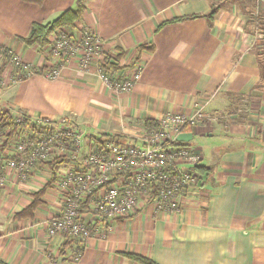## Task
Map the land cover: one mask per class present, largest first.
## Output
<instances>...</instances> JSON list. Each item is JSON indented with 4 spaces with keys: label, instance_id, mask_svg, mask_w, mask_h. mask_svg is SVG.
I'll return each mask as SVG.
<instances>
[{
    "label": "crops",
    "instance_id": "1",
    "mask_svg": "<svg viewBox=\"0 0 264 264\" xmlns=\"http://www.w3.org/2000/svg\"><path fill=\"white\" fill-rule=\"evenodd\" d=\"M77 1L0 0V46L27 66L50 67L54 60L46 49L28 48L18 39L33 23H50ZM82 1L78 25L96 34L108 55L125 53L118 62L124 74L144 61L140 81L128 93L114 94L93 67L82 71L72 62L61 80L34 77L9 86L0 94L9 101L0 105L32 119L85 113L94 130L110 134L206 104L204 112L216 119L182 132L191 134L184 143L196 135L216 141L207 149L192 146L208 171L205 192L185 198L177 214L146 211L111 224L107 238L90 241L75 261L68 241L48 242L42 224L61 211L60 202L42 199L32 218L13 219L33 204L45 174L20 187L8 176L12 187L0 196V264H138L123 254L156 264H264V89H254L262 82L256 45L261 34L248 22L252 9L264 15V7L255 0ZM213 6L217 11L208 21L202 16ZM194 15L200 17L166 24Z\"/></svg>",
    "mask_w": 264,
    "mask_h": 264
},
{
    "label": "built area",
    "instance_id": "2",
    "mask_svg": "<svg viewBox=\"0 0 264 264\" xmlns=\"http://www.w3.org/2000/svg\"><path fill=\"white\" fill-rule=\"evenodd\" d=\"M49 42L46 52L54 62L47 63L48 68H52L45 77L48 80L63 79L66 66L75 62L82 71L93 67L114 94L128 93L140 81L144 61L125 73L122 84L110 83L100 66L106 57L112 56L105 51V44L96 34L78 24L71 32L61 29L50 35ZM14 59L21 63L18 58ZM7 68L5 83L12 70L10 65ZM205 105L195 104L188 113L165 114L157 119L159 130L148 136L140 129L132 134L122 129L118 134L130 138L132 143L103 141L92 144L85 129L72 128L73 123L64 118L56 120L59 128L53 127V133L46 139L35 141L31 147L27 143H10L2 150L0 196L12 187L8 176L20 187L36 174L44 173L45 185L49 183L51 174L46 170L34 172L32 166L37 160L47 161L54 156L65 159V163L56 168L54 181L43 196L45 203L54 199L61 204L59 213L42 221L50 243L58 238H78L85 247L92 240L107 238L115 222L146 211L177 214L185 198L205 192L204 180L193 171L202 161L201 154L195 147L177 146V137L187 128L216 119L204 112ZM6 139L7 133L0 137V142ZM83 147L85 152L81 154ZM67 152L71 154L68 159Z\"/></svg>",
    "mask_w": 264,
    "mask_h": 264
},
{
    "label": "trees",
    "instance_id": "3",
    "mask_svg": "<svg viewBox=\"0 0 264 264\" xmlns=\"http://www.w3.org/2000/svg\"><path fill=\"white\" fill-rule=\"evenodd\" d=\"M26 3H31L35 5H41L44 0H22ZM85 10V3L82 0H78L75 3V7L73 9H68L61 13L54 21L47 23L45 25L33 23L30 27V31L28 35L24 38H19L18 40L23 43L28 48H38L41 51L47 48L49 45V36L56 33L61 29H65L68 32L74 30L75 26L79 24L82 20V16ZM217 11V7H212L210 13L207 15H203L208 21H212L215 13ZM255 9H252V12L249 14L248 22L254 23L256 30L259 31L261 37L256 40V45H258V57L260 58L264 56V15H254ZM200 17L198 15L176 18L166 24H173L181 21H185L187 19H196ZM163 24L162 26L166 25ZM144 48V45H140L137 48V53L139 54L141 50ZM152 49L150 48V51ZM124 52L122 50H118L117 55L112 57H106L104 60V64L100 66L103 74L108 78V81L112 84L119 83L122 84L124 82L125 74L123 73L126 67H122L119 65V61L124 57ZM15 56L11 54L9 50L5 47L0 46V90H4L9 86L25 82L34 77H46L48 74L52 72V68L42 67L37 69L32 66H27L23 63H19L15 61ZM137 61V59L135 60ZM264 62V61H263ZM261 63L260 58V65ZM12 67L10 72V79L8 80L7 87H4V75L7 67ZM129 68V67H127ZM261 85L254 86V89H264V68H261ZM116 76H118L117 79ZM126 79V78H125ZM19 119V122H18ZM62 118H58L59 120ZM72 124V123H71ZM70 124V125H71ZM141 133L145 135H151L152 133H156L159 130V122L156 119L143 120L138 122ZM57 126L56 121L50 122L49 119H41L38 121V118L34 120L30 118L25 112L21 110H17L15 113H11L10 111L4 110V105H0V137L7 133V139L3 143L0 142V155L3 149L8 147V144H19V143H27L28 146L31 147L35 141H40L42 139H46L49 137L53 131L52 128ZM58 127V126H57ZM59 128V127H58ZM57 128V129H58ZM72 128L77 130L82 129L77 125L72 124ZM188 129V128H187ZM186 129V130H187ZM100 136L105 138L103 141H123L126 143H132V140L128 137L119 135V134H103ZM87 139L90 140L92 144L102 143L99 137L95 135H88ZM10 144V145H11ZM187 143L177 142V146L183 147L187 146ZM66 159L71 157V154L67 152ZM54 156H50L47 161L37 160L35 164L32 166V171L41 172L43 170L48 171L52 179L49 183L43 186L37 193L33 194L32 197L34 199L33 204L29 207L22 210L20 213L15 214L13 216L14 220H22V219H30L32 218L33 211L39 205H42V199L45 195L46 191L51 187L56 176V168L62 164H64L65 159L63 158H53ZM194 172H197L200 177L204 180V184L206 183V179L208 177V171L204 166H196L193 168ZM121 221H118V223ZM68 245L73 248V252L75 255V261H78L81 253L84 249L83 243L78 238H71L67 240ZM123 256L135 261L138 264H156L153 260L133 254H123Z\"/></svg>",
    "mask_w": 264,
    "mask_h": 264
},
{
    "label": "rangeland",
    "instance_id": "4",
    "mask_svg": "<svg viewBox=\"0 0 264 264\" xmlns=\"http://www.w3.org/2000/svg\"><path fill=\"white\" fill-rule=\"evenodd\" d=\"M255 3L257 4V6L258 7H261V6H263L264 7V0H255ZM256 4H255V6H256ZM261 10V9H260ZM264 61V56L263 57H261V63ZM260 67L261 68H264V62H263V64L262 65H260ZM8 70V68L6 69V71ZM124 73V72H123ZM10 76V75H9ZM6 83H8V81L6 82ZM22 86H17L16 87V89H19V88H21ZM12 89V88H11ZM3 89L0 91V94H2L3 93ZM10 91V90H9ZM9 100H8V96H7V94H4V95H1V97H0V102H2V103H7ZM58 118H64V119H66V120H68L69 122H72L73 124H75V125H77V126H79V127H82L83 129H85L87 132V134L88 135H95L96 134V137H99L100 138V140H104L105 138H103L102 136H100V134L102 133V132H98V131H96V130H94L92 127V120L90 119V118H87V116H86V114L85 113H82V114H79V116L78 117H73V116H61V117H58ZM58 118H55V119H52V120H55L56 121V119H58ZM47 119H49V118H47ZM223 118H221V120H222ZM220 120V121H221ZM207 123H210V122H207ZM123 124H121L120 126H122ZM100 128V130H102L103 128L101 127V126H99ZM122 129H124L123 127H122ZM121 129V130H122ZM130 129V128H129ZM120 129L118 130L119 132H122ZM125 130V129H124ZM126 131L129 133V134H132V132H135V131H138V129H136L135 131H129V130H127L126 129ZM119 132H116L117 134L119 133ZM110 134H114V133H110ZM214 143H216V141H213V139L212 138H209V137H207V136H204V137H202V136H200V135H196L194 138H193V140L192 141H190L189 143H187V144H189L190 146H193V145H201V146H203L205 149H207L208 147H210V146H212ZM85 152V149H84V147L82 148V151H81V154H83Z\"/></svg>",
    "mask_w": 264,
    "mask_h": 264
},
{
    "label": "water",
    "instance_id": "5",
    "mask_svg": "<svg viewBox=\"0 0 264 264\" xmlns=\"http://www.w3.org/2000/svg\"><path fill=\"white\" fill-rule=\"evenodd\" d=\"M189 139H191V134H180L177 137V140L180 142H187V141H189Z\"/></svg>",
    "mask_w": 264,
    "mask_h": 264
}]
</instances>
